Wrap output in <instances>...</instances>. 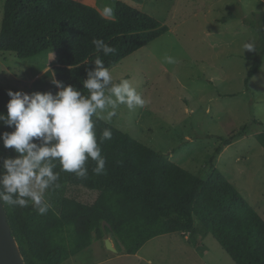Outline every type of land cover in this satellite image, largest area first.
<instances>
[{"label": "trees", "instance_id": "trees-1", "mask_svg": "<svg viewBox=\"0 0 264 264\" xmlns=\"http://www.w3.org/2000/svg\"><path fill=\"white\" fill-rule=\"evenodd\" d=\"M113 5L109 18L78 0L5 2L0 51L28 59L54 49L52 67L34 82L48 102L20 114L22 90L0 87V195L24 263L62 264L106 235L136 254L154 237L193 236L200 227L236 264H264V217L213 161L207 176L194 174L95 114L103 88L87 81L169 31L121 0ZM258 33L247 86L264 60V24ZM248 131L246 124L223 138L215 154ZM256 138L264 147V130ZM23 163L62 195L58 210L24 192ZM68 185L98 197L86 203L66 196Z\"/></svg>", "mask_w": 264, "mask_h": 264}, {"label": "rangeland", "instance_id": "rangeland-1", "mask_svg": "<svg viewBox=\"0 0 264 264\" xmlns=\"http://www.w3.org/2000/svg\"><path fill=\"white\" fill-rule=\"evenodd\" d=\"M78 1L114 18L113 0ZM121 1L157 18L169 31L87 81L94 90L103 88L93 101L95 114L194 174L220 170L264 217V147L256 138L264 130V60L249 86L245 81L264 24L261 0ZM5 2L0 0V28ZM53 54L50 49L23 59L0 51V87L22 90L20 114L51 99L34 82L52 67ZM246 124L247 134L215 154L223 138ZM21 183L32 200L42 198L58 210L62 195L48 191L26 163ZM63 191L86 203L98 197L83 186ZM196 229L193 236L154 237L136 255L126 254L121 244L115 243L118 251L113 252L104 240H95L62 264H236L211 234Z\"/></svg>", "mask_w": 264, "mask_h": 264}, {"label": "water", "instance_id": "water-1", "mask_svg": "<svg viewBox=\"0 0 264 264\" xmlns=\"http://www.w3.org/2000/svg\"><path fill=\"white\" fill-rule=\"evenodd\" d=\"M105 245L112 251H117L110 238L105 239ZM0 264H25L19 245L12 234L7 212L0 195Z\"/></svg>", "mask_w": 264, "mask_h": 264}, {"label": "crops", "instance_id": "crops-1", "mask_svg": "<svg viewBox=\"0 0 264 264\" xmlns=\"http://www.w3.org/2000/svg\"><path fill=\"white\" fill-rule=\"evenodd\" d=\"M114 244V246H115V243H113ZM116 247V246H115ZM117 248V247H116ZM117 251H118V248H117ZM116 251V252H117ZM128 255H132V254H128ZM133 255H136V254H133ZM109 260H111V258H107V259H105V260H103L102 262H105V261H109Z\"/></svg>", "mask_w": 264, "mask_h": 264}, {"label": "clouds", "instance_id": "clouds-1", "mask_svg": "<svg viewBox=\"0 0 264 264\" xmlns=\"http://www.w3.org/2000/svg\"><path fill=\"white\" fill-rule=\"evenodd\" d=\"M186 234H187V233L184 232V235H186ZM105 239H107V237H106ZM105 239H104V243H105ZM110 240H111V239H110ZM112 243H113V242H112ZM114 243H116V242L114 241ZM113 245H114V244H113ZM105 246H106V245H105ZM115 246H116V244H115ZM115 246H114V247H115ZM116 247H117V246H116ZM116 247H115V248H116ZM116 249H117V248H116ZM113 252H116V251H113ZM126 254H128V253H126ZM136 254H137V253H136Z\"/></svg>", "mask_w": 264, "mask_h": 264}]
</instances>
